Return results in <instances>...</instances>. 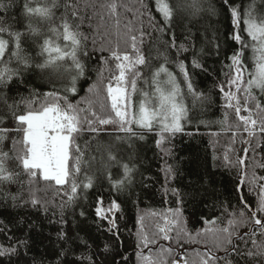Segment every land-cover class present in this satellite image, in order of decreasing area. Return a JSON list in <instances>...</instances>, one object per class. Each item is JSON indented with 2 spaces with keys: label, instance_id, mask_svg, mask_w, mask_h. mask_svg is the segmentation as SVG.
<instances>
[{
  "label": "trees",
  "instance_id": "16d2710c",
  "mask_svg": "<svg viewBox=\"0 0 264 264\" xmlns=\"http://www.w3.org/2000/svg\"><path fill=\"white\" fill-rule=\"evenodd\" d=\"M3 2L10 6L0 11L3 22L0 26L26 33L25 0ZM56 2L53 26L63 17L74 30L87 37L83 43L88 55L80 57L85 73L77 80L76 93L65 92L70 83L67 73L35 68L40 58L36 56L38 48L32 39L22 38L21 46L23 54L33 58V67L24 72L15 58L8 64L21 71L7 84L0 85V128L9 129L0 149L8 154L6 167L14 174L12 181L0 182V245L15 246L16 252L0 255V264H89L88 257L93 264H146L144 258H149L150 264H173L179 256L183 258L181 264L185 261L201 264L202 258L209 257L215 258L210 264H264V229L255 225L250 211L244 209L246 202L254 211L260 186L264 185V133L257 126L255 134L249 136L235 110L226 107L220 91V85L228 91L227 81L232 71L229 57L239 48L231 40V22L222 0H205V6L215 7V15L205 12L191 21L174 16L170 28L164 26L156 13L153 0ZM112 2L118 5L115 13L107 7ZM230 2L239 7L243 19L246 6L253 0ZM150 15L155 17L154 23ZM253 19L258 25L264 24V0H255ZM244 29L245 25L241 24L242 39L249 45L258 44V40L251 41ZM42 31L52 36L54 42L67 43L62 37L56 41L47 27ZM132 35L137 36V47L146 59L145 65L137 66L142 79L137 80L138 91L131 98L133 110L141 99L140 90L152 94L155 85L151 84V74L164 62L158 54H166L169 60L166 67L180 84L188 107L187 118L181 120L183 130L162 132L154 121L151 131L134 124L135 135L118 131L117 125H97L101 131L93 133L85 123L76 143L82 150L88 146L85 159L89 156L94 159L87 169L82 167L77 179L83 181L87 171L93 177V186L78 189L76 198L70 201L66 194L70 191L69 184L45 181L39 171L33 178L15 158L23 155V133L12 130L17 127L13 114H24L28 108L39 109L51 103L53 98L47 94L55 92L81 109V116L93 119L91 112L97 117L108 116L110 100L106 88L110 82L115 87L112 77L118 74L110 49L119 45L122 54L127 52L135 58ZM173 36L176 48L170 46ZM3 38L9 39L6 33ZM216 43L220 45L219 52L213 47ZM180 45L187 51L178 53ZM12 49L9 39L4 61H9ZM194 54L204 71L191 68ZM179 61L188 65L193 87L203 93L202 99L193 102L186 94L176 66ZM244 63L249 71H254L251 47L244 50ZM248 78L246 75L245 80ZM164 79L162 76L161 80ZM145 80L149 83L145 84ZM93 85L96 87L90 92ZM252 94L264 108V93L253 88ZM238 95L240 115L247 116L248 112L243 110V91ZM247 106L258 122L264 118V112H257L254 101H248ZM109 152L133 168L131 183H125L119 191L106 178L108 171L113 181L123 176L122 167L108 160ZM68 162L71 170L73 158ZM238 192H242L243 201ZM98 196L104 197L105 206L112 200L120 204V210L115 213V229L110 230L107 221L96 217ZM33 199L39 203L33 205ZM240 211H244V217H240ZM256 218L264 221V213H258ZM231 220L243 222L230 225ZM165 227L168 239L160 231ZM221 229L233 233L231 243L225 242L227 233ZM59 233L65 234L63 238ZM142 236L150 241L147 245L142 243Z\"/></svg>",
  "mask_w": 264,
  "mask_h": 264
},
{
  "label": "snow or ice",
  "instance_id": "6c2138e0",
  "mask_svg": "<svg viewBox=\"0 0 264 264\" xmlns=\"http://www.w3.org/2000/svg\"><path fill=\"white\" fill-rule=\"evenodd\" d=\"M222 4L227 10L231 22V40L235 41L239 48L234 49L229 57L231 60L229 67L232 71L227 81L228 91H225L224 85L219 86L220 91L224 94L226 107L235 110L238 119L243 122L244 130L248 132L249 136L255 134L257 126H259V131L264 133V118H261L258 122L253 118L252 109L247 106L248 101H254L257 112H264V108L261 107L260 102L252 94L253 88H258L261 93H264V24L258 25L254 22L255 0L252 4L246 6L243 19L239 7L234 2L222 0ZM9 6V4L0 0V11L6 10ZM57 7L56 0H25L23 11L28 21L27 32H12L8 28L0 26V62H2L0 63V85L7 84L13 76L20 75L21 70L19 68L12 69L8 67L12 58H15L18 64L23 66L22 70L24 72L33 67V58L23 54L21 46L23 38L25 40L32 39L38 48L36 56L40 59L35 62V68L67 73L70 83L65 87V92L76 93L77 80L85 73V65L81 62L80 57L88 55L86 46L83 43L87 40V37L80 31L74 30L73 25L63 17L60 18L61 22L58 25L53 26L55 24L53 10ZM107 7L115 13L118 5L112 2ZM153 7L162 18L164 26L168 28L174 23V16L177 19L191 21L198 18L202 13L208 12L215 15L217 11L211 4L205 6V0H172L171 3L169 0H153ZM146 10L151 12V9H147V7ZM149 19L153 23L155 22V17L150 15ZM2 23L0 21V24ZM119 23V19H117V27H119ZM241 24L245 25L244 30L251 41L258 40V44L249 45L248 42L242 39ZM44 27H47L48 33L56 37V41H59L62 37L63 41L67 43L61 45L59 42H54L52 36L42 31ZM159 30L163 32V28ZM5 33L13 45V49L9 53V61L3 60L9 45V39L3 38ZM143 36L144 33L141 31V43L143 42ZM130 40L135 58L127 52L122 54L119 51V45L114 49H110L111 58L115 61V69L118 70V74L112 77L115 80V87L110 82L106 88L107 97L110 100V113L108 116L97 117L95 112H91L93 119L81 116V109L68 103L66 96L60 97L55 92L47 94L53 98L51 103H46L39 109L28 108L24 114H13L17 127L12 130L22 131L23 133L21 142L23 155H18L15 158L19 160L23 169L33 178L36 177L37 171H39L45 181L52 180L57 185L69 184L70 191L66 194L69 195L70 201L76 198L78 189L83 188L86 190L93 186V177L87 175V171L84 172L83 181L77 179L81 175L82 167L87 169L89 162L94 159L91 156L85 159V151L88 146L86 145L85 150H82L80 145L76 143L77 137L84 131L85 123L88 125V130L93 133L101 131L97 125H117L118 131L135 135L132 128L134 124L151 131L154 121L159 123L162 132L175 133L183 130L181 120L187 118L188 107L183 103L184 93L180 84L177 82L175 75L166 67L169 62L166 54H158L163 57L164 62L156 67L151 74V84L155 85L153 93L150 95L149 92L140 90L141 99L136 109L133 110L131 98L138 91L137 80L142 79V74L137 66L145 65L146 59L137 47V36L132 35ZM170 46L177 47L174 36ZM213 47L219 52V43L214 44ZM249 47L252 50L254 71H249L244 63V50ZM181 51H187V49L180 45L178 53ZM68 61L71 62L70 65ZM176 66L183 78L186 94L192 97L193 102L202 99L203 93L197 92L193 87L188 65L184 61H179ZM191 68L193 70H205L195 54L191 60ZM246 75L249 77L247 80H245ZM162 76L165 78L164 80H161ZM144 83L148 84L149 81L145 80ZM95 87L93 85L89 88V91H94ZM233 88H235V91L232 90ZM241 91L244 93L243 110L248 112L247 116L240 115L242 106L238 94ZM61 100H63V104H61ZM8 131V128H0V143L4 141ZM119 139L120 137H117V140ZM70 158H73L71 170L68 165ZM8 159V154L0 149V182L13 180L14 174L8 171L6 167ZM108 160L119 164L123 169V176L115 181L112 180L110 171L106 174V178L112 187L119 191L125 183H131L133 168H130L127 163H121L111 152L108 154ZM253 180H255V176H253ZM238 195L243 201L242 192H238ZM258 197L254 211L251 210L253 206L248 205L246 202L244 203V209L250 211V218L254 220V224L264 229V221L256 218L258 213H264V185L260 186ZM32 203L36 205L39 201L33 199ZM119 210L120 204L115 200L110 201L105 206L104 197H97L94 213L99 219L108 222L110 230L116 228L115 213ZM81 215H84V213L82 212ZM239 215L244 217V211H240ZM241 222L243 221L231 220L229 224ZM160 231L165 233V239L169 238L167 227L161 228ZM220 231L227 233L225 242L231 243L233 233L229 232L228 229H221ZM64 235V233L58 234L61 238ZM141 241L145 245L150 242L146 236H142ZM18 243L24 244L25 241H19ZM15 252V246L4 248L0 245V255H11ZM251 254L249 253V255ZM87 259L89 264H93L91 257ZM144 259L146 264H150L149 258ZM214 259V257L202 258L201 264H210V260ZM173 264H178V262H173ZM185 264H187V261H185Z\"/></svg>",
  "mask_w": 264,
  "mask_h": 264
},
{
  "label": "rangeland",
  "instance_id": "374dc122",
  "mask_svg": "<svg viewBox=\"0 0 264 264\" xmlns=\"http://www.w3.org/2000/svg\"><path fill=\"white\" fill-rule=\"evenodd\" d=\"M165 87H167V86H165ZM182 90V89H181ZM154 91V90H153ZM153 91H152V93H153ZM151 93V92H150ZM179 99V98H178ZM140 100V99H139ZM153 103H155V101H153ZM183 103H184V99H183ZM155 123V122H154ZM153 123V124H154ZM138 126V125H137ZM139 127V126H138ZM68 165H69V162H68ZM180 264V263H179Z\"/></svg>",
  "mask_w": 264,
  "mask_h": 264
},
{
  "label": "built area",
  "instance_id": "2783aa9c",
  "mask_svg": "<svg viewBox=\"0 0 264 264\" xmlns=\"http://www.w3.org/2000/svg\"><path fill=\"white\" fill-rule=\"evenodd\" d=\"M182 259H183L182 256H179V257H178V260H179V261H182Z\"/></svg>",
  "mask_w": 264,
  "mask_h": 264
}]
</instances>
